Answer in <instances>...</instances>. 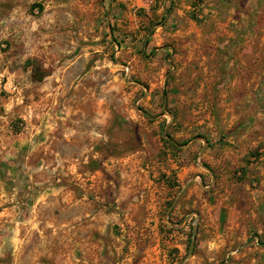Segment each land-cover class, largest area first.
Segmentation results:
<instances>
[{"label":"rangeland","instance_id":"obj_1","mask_svg":"<svg viewBox=\"0 0 264 264\" xmlns=\"http://www.w3.org/2000/svg\"><path fill=\"white\" fill-rule=\"evenodd\" d=\"M179 3L105 0L83 28L52 24L71 61L34 66L62 77L42 145L0 173V264H264V198L217 186L205 155L214 40L248 49L264 0H185L172 18Z\"/></svg>","mask_w":264,"mask_h":264},{"label":"crops","instance_id":"obj_2","mask_svg":"<svg viewBox=\"0 0 264 264\" xmlns=\"http://www.w3.org/2000/svg\"><path fill=\"white\" fill-rule=\"evenodd\" d=\"M179 2L172 18L183 19L188 13L185 0ZM104 6L105 0H0V173L5 168L9 171L12 159L22 152L41 146L45 129L52 124L46 120L57 102L54 98L52 104V77L62 75L52 76L51 70L36 77L34 66L71 61L57 52L66 50L60 41H52V24L57 30H70L74 22L83 28L89 12L96 9L104 14ZM234 39V31H226L214 40L218 116L214 118V151L205 155L213 161L217 186L241 187L257 201L264 198V36L246 37L240 45L249 48L237 55L234 48L229 53ZM17 119L26 122L24 133L14 130ZM255 183L258 188L252 189Z\"/></svg>","mask_w":264,"mask_h":264},{"label":"built area","instance_id":"obj_3","mask_svg":"<svg viewBox=\"0 0 264 264\" xmlns=\"http://www.w3.org/2000/svg\"><path fill=\"white\" fill-rule=\"evenodd\" d=\"M10 90H11V92H15L16 87H15V86H11V87H10Z\"/></svg>","mask_w":264,"mask_h":264},{"label":"trees","instance_id":"obj_4","mask_svg":"<svg viewBox=\"0 0 264 264\" xmlns=\"http://www.w3.org/2000/svg\"><path fill=\"white\" fill-rule=\"evenodd\" d=\"M171 10V7L169 8L168 12Z\"/></svg>","mask_w":264,"mask_h":264}]
</instances>
